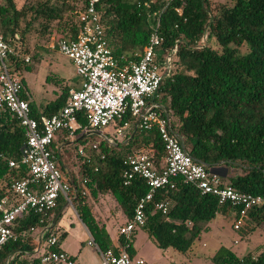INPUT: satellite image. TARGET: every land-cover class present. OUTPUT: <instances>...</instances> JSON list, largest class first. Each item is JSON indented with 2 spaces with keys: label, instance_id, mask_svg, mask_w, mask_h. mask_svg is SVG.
Here are the masks:
<instances>
[{
  "label": "trees",
  "instance_id": "obj_1",
  "mask_svg": "<svg viewBox=\"0 0 264 264\" xmlns=\"http://www.w3.org/2000/svg\"><path fill=\"white\" fill-rule=\"evenodd\" d=\"M87 1L24 0L17 6L16 0H3L0 3V35L8 41L18 34L22 55H29L30 61L36 60L39 50L47 49L51 37L58 35L59 40L66 41L77 37L78 16ZM96 9L107 45L120 63L135 59L134 54L147 45L158 21V33L163 39L160 58L169 57V71L153 99L156 111L162 117L168 116L171 129L182 139L185 150L207 171L215 172L220 166L240 171L223 180V185L264 196V0H227L225 3L213 0H97ZM27 64L17 62L13 65L18 77L22 70L30 69ZM20 81L23 84L22 78ZM67 95L66 89L59 98L45 105L42 116L54 114L65 104ZM20 96L27 100L22 91ZM29 107L31 116L40 121L41 115L33 113L30 103ZM126 120L129 126L119 139L113 132L114 137L105 134L114 144L104 138L89 143L87 137L93 129L88 126L85 115L80 114L74 139H70L68 131L60 130L49 147L61 175L59 145L74 153V159L81 163L79 181L73 179L71 184L63 175L62 179L70 185L68 195L74 211L101 252L116 251V248L93 202L107 196L125 217V223L130 221L137 200L149 187L139 177L125 184V160L148 146L154 149L155 163L162 164L164 158L157 131L136 127V121L128 113L110 124L112 130ZM24 142V131L17 119L7 111L2 112L1 195L11 196V182L25 177L26 170L8 166L9 160L19 159ZM154 199L167 202V214L148 209L141 229L157 248H171L181 254L191 251L192 239L201 230L199 223L209 222L217 215L227 218L236 211L228 204L220 206L212 195H201L180 178L175 180L173 189L159 190ZM65 202L60 196L55 208L42 217L33 212L18 217L12 226L17 240L8 241L0 249V264H39L40 255L59 250L56 246L48 247L46 242L56 237L58 243L64 236V233L57 236L56 223L61 215L55 225L44 232L36 255H31L38 246L33 232L48 227ZM247 220L252 223V229H264V207L252 209L239 230ZM137 229L128 238L118 232L117 241L131 259ZM211 261L213 264H264V248L239 257L229 247L220 246Z\"/></svg>",
  "mask_w": 264,
  "mask_h": 264
},
{
  "label": "built area",
  "instance_id": "obj_2",
  "mask_svg": "<svg viewBox=\"0 0 264 264\" xmlns=\"http://www.w3.org/2000/svg\"><path fill=\"white\" fill-rule=\"evenodd\" d=\"M96 3L97 0L86 2L78 16L80 26L75 39H60L51 43L52 49L72 62L81 84L79 88L69 90L61 108L50 116H42L40 121L31 116L28 101L21 98L22 84L13 71L15 63L27 64L30 57L22 55L18 34L8 41L0 35V116L7 111L16 118L25 137L19 159L9 160L8 166L26 170L23 179L11 182V196L0 193V249L8 241L17 240L12 226L18 217L29 212L42 217L55 208L60 196L71 202L68 195L70 185L62 179L49 147L60 130L73 135L79 127L80 114L85 115L91 129L99 130L121 120L128 113L136 121V127L155 129L163 146L162 164L155 163V152L151 146L135 151L125 160V184L139 177L146 181L149 190L137 200L132 219L119 227V234L128 238L134 229L144 226L148 209L166 215L167 202L154 197L161 189H173L177 178L192 185L201 195L216 197L220 206L228 204L234 207L232 226L234 230H239L252 209L264 207V196L223 185L220 175L207 171L185 150L178 135L172 131L168 116L162 117L156 111L153 99L169 71V57L165 60L160 58L163 39L158 33V21L147 45L134 54L135 59L120 63L107 45ZM176 11L181 14L180 10ZM128 126L129 121L126 120L114 133L122 136ZM103 138L107 142L113 141L107 136ZM79 152L82 153L81 150ZM187 225L191 226V223ZM87 244L98 249L91 237ZM46 245L57 246L56 237L49 238ZM100 256L101 264H144L143 260L131 259L122 246H118L116 251H100ZM39 264H74V259L64 251L49 250L39 256Z\"/></svg>",
  "mask_w": 264,
  "mask_h": 264
},
{
  "label": "rangeland",
  "instance_id": "obj_3",
  "mask_svg": "<svg viewBox=\"0 0 264 264\" xmlns=\"http://www.w3.org/2000/svg\"><path fill=\"white\" fill-rule=\"evenodd\" d=\"M24 0H16L17 6H21ZM216 2L225 3L227 0H213ZM3 0H0L2 3ZM59 40V36L51 37L49 43H55ZM33 46V41L30 47ZM34 53V52H32ZM39 58L32 60L29 64L30 69L22 70L21 76L27 82L29 90L32 85L37 102L36 109L40 112L39 103H43L47 98V94L53 90H60L64 83L61 75H67L74 70L72 62L58 50L40 49ZM69 75V76H71ZM74 76V79L75 80ZM48 91V92H47ZM23 92L27 93L26 87L23 86ZM47 92V94H46ZM110 130V131H108ZM109 134L114 137L111 132V125L99 130H93L91 135H88V142L99 141L103 134ZM119 139L118 136H116ZM77 166L81 167L79 159ZM221 176L222 181L230 175L240 173L239 170L228 169L225 166H220L214 169ZM112 221V219H111ZM233 216L224 218L217 215L209 222L199 223L200 232L193 237L191 251L187 254H181L177 251L168 248L161 250L147 237V234L138 228L133 240V246L136 253L145 258L146 264H213L211 261L212 255L220 246L229 247L239 257L247 253H257L264 248V229H252V223L247 220L245 226L241 230L233 229ZM236 241L237 243H235Z\"/></svg>",
  "mask_w": 264,
  "mask_h": 264
},
{
  "label": "crops",
  "instance_id": "obj_4",
  "mask_svg": "<svg viewBox=\"0 0 264 264\" xmlns=\"http://www.w3.org/2000/svg\"><path fill=\"white\" fill-rule=\"evenodd\" d=\"M50 46H51V43H49L47 49H52ZM31 61L28 62L27 64L28 66L31 63ZM71 74H72V71L70 72V74L68 73L66 76L64 74L61 75L64 80V83L61 86L60 90H57V91L53 90L52 93L50 94L49 93L47 94L48 91L46 92V94L48 95L47 98H43L44 102L39 103L38 105L40 108V112H38L36 109L37 102L35 100V93L33 92L32 85H30L29 90H28L27 82L25 81V79L22 76L19 77V78H22L23 80L22 93L27 98V101L31 104L32 111L34 114L41 115L42 117L44 106L56 100L57 98H59L62 95V91L67 89V94H68L70 89H77L80 87L81 81H80V78L75 73V68L73 70V74L74 76H76L75 80H73L74 76H72ZM23 86L26 87L27 93L23 92ZM78 126H79V123H78ZM111 132L114 133V130H112V127H111ZM57 135L58 133L56 134L55 138H57ZM85 135H88V132ZM104 136L105 134L102 135V137ZM70 139L71 140L74 139L73 135H70ZM63 147L64 146L62 144L57 147V154H58L60 166L63 170L62 175L64 178L70 179L71 184H73V179H76L77 181H79V176H78L79 167L77 166L78 159H74L73 157L74 153L63 149ZM93 204H94V210L104 220L106 224V228L109 232L110 238L115 248H117L118 246H120L117 241L118 229L120 226L125 224V221H126L125 217L121 215L118 207L114 205L112 202H110L107 196L103 195L99 197L98 200H95L93 202ZM60 215H61L60 219L56 223V220H57L56 218L54 225L55 223L57 225V236L61 235L62 233H64V236L59 239L56 247L59 250L64 251L68 253L70 256H72V258L74 259V264H101L102 262H101L100 251L99 249L89 246L87 244V241L91 237V235L88 232L85 225L79 219L76 212L74 211L72 207V201L68 203L66 207L63 208ZM42 230L33 232L35 239L38 241V246H37V249L34 252H32L31 254L32 256L36 255V252L39 250L38 247H40L41 245L42 236L44 234V232L41 233ZM134 238H135V235H134ZM132 246H133V242H132ZM133 260L134 261L143 260L144 264H146L145 258L138 255L136 253L135 248H134Z\"/></svg>",
  "mask_w": 264,
  "mask_h": 264
},
{
  "label": "water",
  "instance_id": "obj_5",
  "mask_svg": "<svg viewBox=\"0 0 264 264\" xmlns=\"http://www.w3.org/2000/svg\"><path fill=\"white\" fill-rule=\"evenodd\" d=\"M166 116H167V115H166ZM179 138H180V137H179ZM180 140H181V144H182V146H183L182 139L180 138ZM109 143H110V144H114L113 141H109ZM71 201H72V200H71ZM67 204H68V203L66 202V203L62 206V208L56 213L55 217H54L53 220L51 221L49 227L46 228V229H44V230H42L41 233L46 232L49 228H51V227L54 225V222H55L56 218L60 215L61 211L63 210L64 207L67 206ZM38 248H39V247H38Z\"/></svg>",
  "mask_w": 264,
  "mask_h": 264
}]
</instances>
